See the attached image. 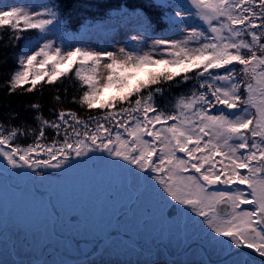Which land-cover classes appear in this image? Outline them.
Returning <instances> with one entry per match:
<instances>
[{"label": "snow or ice", "instance_id": "snow-or-ice-1", "mask_svg": "<svg viewBox=\"0 0 264 264\" xmlns=\"http://www.w3.org/2000/svg\"><path fill=\"white\" fill-rule=\"evenodd\" d=\"M99 7L101 15L111 10L109 19L134 25L131 50L98 51L66 41L62 4L0 8V43L5 31L7 47L30 40L32 30L44 41L30 54L26 44L15 57L5 82L9 95L54 85L71 73L86 86L78 103L106 110L87 119L65 110L53 120L41 114L36 128L7 134L0 124V176L17 197L46 207L53 228L59 221L79 225L81 216L63 211L51 189L80 169L107 177L114 186L104 198L111 228L97 242L104 246L90 254L109 253V241L143 206L142 223L156 220L165 227L154 248L138 240L131 245L148 257L136 264H159L152 257L161 248L195 257L168 264H264V0H109ZM161 19L167 31L153 35L165 27ZM175 32L182 38H171ZM57 33L59 45L49 38ZM173 81L194 83L169 109L157 97L163 100V85ZM109 89L115 94L105 99ZM46 129L53 130L51 138ZM30 134L31 144L13 146ZM7 231L11 264H73L15 259L30 252L31 229L13 221ZM74 243L79 250L81 240Z\"/></svg>", "mask_w": 264, "mask_h": 264}, {"label": "rangeland", "instance_id": "rangeland-1", "mask_svg": "<svg viewBox=\"0 0 264 264\" xmlns=\"http://www.w3.org/2000/svg\"><path fill=\"white\" fill-rule=\"evenodd\" d=\"M45 3H49V1L47 0H0V8H3L5 6H21V7L35 6L37 9H39L40 5L45 4ZM136 34L137 32L135 30L134 25L128 21L125 22L123 20V21H118L115 24H105V27L102 29H96L94 28V26H88L84 31H82V33L78 34L77 37L65 36V40L67 41L70 39L73 45H76L77 43L83 41V43L86 46L91 47L98 51L100 50L117 51L119 47H126L128 50H131V45H134L136 43L132 39V37L135 36ZM59 35L60 33H57V35L50 36L49 38L55 40L56 44L59 45L61 43L60 39H58ZM170 35H171V38L173 39H179V38H182L183 33L175 32L174 34L170 33ZM43 42L44 41L40 40L39 38L33 41L31 44L32 48L29 49V54L32 49H34L38 44H42ZM150 44L151 42L149 41L148 45L150 46ZM143 50L148 51L149 47H143ZM103 72L104 70L101 69L102 74ZM1 199L2 197L0 198V204H3L4 206V203L7 201V197L5 198V201H2ZM24 209L27 210V206L25 204L23 205L20 204V206H18V204H16L15 202V209H14L15 219L18 222H22L26 224L33 231L32 234H30V238L32 240H34L35 236L41 237V241L40 243L38 242L39 243L38 245L34 246L32 242L30 253L33 255H37L35 258L48 260L50 262L53 260L59 261L58 257L60 256V254L58 253V251H64L65 253L70 254V255L66 256L65 254H62L64 256L62 260H69L73 262L74 260H78V261L85 260L90 255L94 254V253L90 254V251L91 249H93V247H96L97 245L94 243H90L88 239L90 237H88L87 235L81 236L82 238L79 239L81 240V244L79 245V250H78L76 244L74 243L75 238L73 237L78 232L77 229H74L72 226L63 227V228L59 227L62 229L61 230L58 228V226L55 225V234H58V233L59 235H62V233L64 234V237L62 238L59 237V235L55 237L53 236L54 233L52 230L53 228L52 225H48V223H46L45 225H40L39 220L37 219V214L33 212H28V213L22 212V210ZM0 215L2 216L6 215L5 213H3L2 208L0 209ZM12 219L14 218L13 217L11 218L10 226L13 221H16ZM158 223H159L158 221H155L153 223V226H149L148 224V228H145V230L143 231L137 230V232L139 233V235H141L144 238L147 236V233L149 232L151 233V236L154 239L155 238L158 239L162 231V225L158 226L157 225ZM9 227H4L2 226V224H0V248H1L0 255L2 254L5 255L4 258L0 257L2 258L0 259V261L8 262L7 264H11V261L14 259V257H12L9 254V248L7 244L8 236L10 235V233L7 231ZM135 227H138L137 223H135L129 229L133 231ZM87 231L90 233H93V231H96V228H93L92 230H87ZM79 237L80 236H78V238ZM91 237L92 239H96V240L98 239L96 236H91ZM84 240L89 241V243L85 244ZM137 240L141 243V245L144 248H147L148 246L147 243L137 234L132 233L131 239L123 240V241L119 239V236L113 237L114 242H111V241L109 242L111 243L110 252L109 253L105 252L104 254L106 255L105 257L107 259L106 260L107 264H136L137 261H142V260L147 259L148 258L147 256L138 255L135 253V251L132 250L131 245H133V243ZM63 241L67 242L70 249L61 243ZM157 243H160V241H158ZM2 244H5V245H2ZM149 245H150L149 247H153V248L155 247V243H150ZM54 250H56L57 253H55ZM43 251L45 252L43 253ZM172 251L174 253L169 255L166 253L165 249L162 248L157 254H154L152 259H156L157 261H159V264H168L169 260H172V259L182 260L185 258H188V259L195 258L191 254L185 257L183 253H178L179 251L177 252V249L175 248H172ZM99 252L100 250L98 249L96 253H99ZM108 254H113L114 256L119 257L118 262H116V260H113V259L110 260V257ZM27 257L29 259L34 258V257H31L30 254ZM21 258L25 259L21 255L15 257V259H21ZM93 259H95V264H99L96 262L100 260V257L95 256Z\"/></svg>", "mask_w": 264, "mask_h": 264}, {"label": "trees", "instance_id": "trees-1", "mask_svg": "<svg viewBox=\"0 0 264 264\" xmlns=\"http://www.w3.org/2000/svg\"><path fill=\"white\" fill-rule=\"evenodd\" d=\"M52 3L62 4L66 13L63 30L74 31L75 33L83 27L89 21H102L109 19L114 15V11H107L104 15L101 13L104 11L100 5L108 3L109 0H50ZM144 0H133V3H143ZM156 10H150L154 13ZM153 19L156 17L153 14ZM165 24L164 19L160 20ZM155 26V25H154ZM156 27V26H155ZM160 29L159 27H156ZM30 37V40H21L16 42L14 47H7V31L4 33V41L0 43V111L3 112L5 117L19 118L21 115H27L30 118H34L33 114L36 109L32 105H40L39 110L42 111H71L77 113L81 118L87 119L89 113L86 107L81 106L78 103L79 97L86 90V86H82L74 75L71 73L68 77L61 78L54 85L38 86L36 90L27 92L18 90L11 95L8 94V89L5 84L9 80L12 71L16 68L15 57L22 54V50L26 44H29L40 34L35 30L26 34ZM75 69H73V72ZM30 85H25L27 88ZM59 97V101L56 99ZM100 110V109H93ZM52 118L53 115L47 114ZM92 116V115H91Z\"/></svg>", "mask_w": 264, "mask_h": 264}, {"label": "flooded vegetation", "instance_id": "flooded-vegetation-1", "mask_svg": "<svg viewBox=\"0 0 264 264\" xmlns=\"http://www.w3.org/2000/svg\"><path fill=\"white\" fill-rule=\"evenodd\" d=\"M26 119H15L13 121V128H23L21 124L26 123ZM12 128V129H13ZM33 136L30 134L28 137L19 136L16 140L12 141L13 146L20 144L25 146L31 144ZM9 191L11 203H9L14 210L15 202L20 206V202L23 200L9 188V186H0V191L6 189ZM114 190V186L107 177H96L90 175L87 171L80 169L74 174H71L65 184L59 188H53L51 191L57 193V203L61 206V209L65 212L68 210H75L81 216V223L77 225L84 229H93L94 227L100 231H104L107 228L110 229V214L108 206L105 203V195L107 192ZM28 202L33 203L38 209L45 211L43 205L32 202L27 198H24ZM102 206V207H101ZM247 207V206H245ZM144 207L141 206L135 210L134 216L130 219L127 225L121 228L127 230L131 223L137 222L143 224ZM156 220L150 222L154 223ZM148 222V223H150ZM63 225H69L63 221H60ZM75 225V224H72Z\"/></svg>", "mask_w": 264, "mask_h": 264}, {"label": "bare ground", "instance_id": "bare-ground-1", "mask_svg": "<svg viewBox=\"0 0 264 264\" xmlns=\"http://www.w3.org/2000/svg\"><path fill=\"white\" fill-rule=\"evenodd\" d=\"M93 242L97 244V241L96 240H94Z\"/></svg>", "mask_w": 264, "mask_h": 264}]
</instances>
